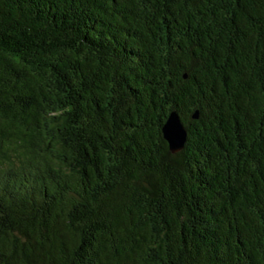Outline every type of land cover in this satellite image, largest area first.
I'll return each instance as SVG.
<instances>
[{
  "label": "trees",
  "instance_id": "trees-1",
  "mask_svg": "<svg viewBox=\"0 0 264 264\" xmlns=\"http://www.w3.org/2000/svg\"><path fill=\"white\" fill-rule=\"evenodd\" d=\"M0 264H264V0H0Z\"/></svg>",
  "mask_w": 264,
  "mask_h": 264
},
{
  "label": "water",
  "instance_id": "water-1",
  "mask_svg": "<svg viewBox=\"0 0 264 264\" xmlns=\"http://www.w3.org/2000/svg\"><path fill=\"white\" fill-rule=\"evenodd\" d=\"M163 134L173 153L183 149L187 140V131L177 112H172L168 117L163 127Z\"/></svg>",
  "mask_w": 264,
  "mask_h": 264
}]
</instances>
